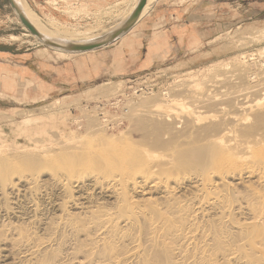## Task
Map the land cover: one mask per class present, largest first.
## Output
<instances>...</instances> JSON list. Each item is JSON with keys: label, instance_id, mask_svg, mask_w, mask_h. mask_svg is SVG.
Listing matches in <instances>:
<instances>
[{"label": "bare ground", "instance_id": "bare-ground-1", "mask_svg": "<svg viewBox=\"0 0 264 264\" xmlns=\"http://www.w3.org/2000/svg\"><path fill=\"white\" fill-rule=\"evenodd\" d=\"M16 1L41 33L52 34L25 0ZM245 61L207 79V88L195 76L194 87L205 85L194 91L187 83L191 94L167 91L155 103L146 99L147 107L136 104L138 140L98 135L96 113L86 126L102 142L67 139L39 124L24 129L22 120L15 135L34 144L10 147L0 130V264H264V60H253L255 69ZM43 108L23 119L69 118L57 115L62 107ZM56 136L53 146L41 144Z\"/></svg>", "mask_w": 264, "mask_h": 264}, {"label": "rangeland", "instance_id": "rangeland-1", "mask_svg": "<svg viewBox=\"0 0 264 264\" xmlns=\"http://www.w3.org/2000/svg\"><path fill=\"white\" fill-rule=\"evenodd\" d=\"M25 1L31 8L35 17L40 19L39 21L41 22L42 26L51 31L52 34H59L61 37L66 39L79 40V38L82 37V33L89 32L90 35H94L102 31L107 32L108 30L112 29V27L115 28L117 25L119 26L120 23H122V21L125 19L124 17L127 14L130 6H133L134 2L137 0ZM155 3L157 4V0L150 6L149 9L145 11L146 13L141 18L144 23L140 24L137 29L133 28L130 31L131 35H128V33L123 37V39L120 40H123V42L126 44V42L129 40L128 38H134L137 36V34H142L140 30H143V27L145 26L146 28L148 27L147 30L151 31H144V35L148 36L155 28L162 26L163 30L171 27L170 25L173 21L175 24H186L189 22L198 23L201 39L195 41V43L192 45V48H187V46H184V49H182V52H180L181 54H177L172 58H163L158 64L147 67L144 65L120 66L119 70L121 72H119L120 74L116 76L111 77L110 75H102L100 77L94 78L93 80H83L80 81V83L75 82V84H66L68 78L63 76L62 69L58 71L57 74H54L52 72L54 68L58 70V68L65 66V63H70L73 61L79 62L81 59L82 61L95 62L96 56H99V50L101 51L102 49L100 48L94 51H86L83 53H65L61 50H57L43 43L25 27L9 0H0V49H5L11 53H14L18 62H26V60L28 62H31L32 60L39 61L38 65L41 78L40 83L34 82L33 86L32 82L24 80V82L20 84L21 90H19L23 96L17 97L13 95L18 91L14 79L11 77H8V84L6 88L3 86L4 90L2 93H0V130L4 132V139H7V143L10 144V147H16L17 143H21L23 145L34 144L33 141H30L25 136L15 135L17 130L20 129L19 121L22 120L25 124L24 129L27 127H29L28 130L37 129L38 124L44 127L49 126L48 129L50 131L52 129L51 132H53V130L56 131L53 133H56L57 135L59 134V130H63L66 136L65 138L69 136L68 138H76L74 140L87 142L90 139L87 140L86 137H95V135L98 134H95L96 131L94 134L92 133L93 135L89 133L91 130L89 126L91 125L93 119L97 121V119L100 117L99 122H106H104L105 130L103 127V122L102 124H99L98 122V124L96 123L102 127L97 125L95 126L94 123L96 121H93V128L90 126L92 130H97L98 128L103 129V132L101 130L99 131V129L97 130V132H100L98 135L106 133L104 134L105 137L108 134L109 139L111 140L110 136H113L112 139L114 140L117 135L119 136L122 133L121 135L124 137L119 136L121 138H119V140H131V138L132 140H138V115L135 116L134 112L131 110H136L140 105L139 103L146 104L147 101L152 103L154 102L151 101L153 100V97L154 100L158 98L161 99L164 96L163 94V96L161 95L162 92L166 93L169 91L167 92L168 94L170 93L175 96H178L180 93V96H183L181 92H183L184 95H186V93L188 95V93H193L192 90L194 88V91L198 88H201V86L203 88L205 84H201L199 87H194V82H191L194 80H191V77L194 79L193 77L197 76V79L195 78L196 82H199L201 80L200 78L203 77V80L200 82H205L206 80L207 83H205L207 85H205V87L207 88L211 84V82L208 81L211 79V77L214 79L219 75L218 73H220L219 76H222V74H227L228 71L230 73L245 60V62H247V64L254 69L257 67L256 64L258 61L263 62L264 52L262 51H264V49L262 48H264V0H171L169 2L167 1V4L160 7L159 9L165 10L164 12L170 13V15L173 11H177L175 12L177 16L175 19L169 22L170 18H164L163 13L161 12V17L163 16L164 18L162 21L163 25L159 23V19H161L158 15L159 11H155L154 15H148L152 7L156 5ZM66 32L69 35H67ZM249 52L250 54H248ZM253 53L255 54V57H253L254 55H251ZM259 54H262L263 57L259 56ZM120 55H123V53ZM242 55H245V57ZM251 56L254 62H257L256 64L250 58ZM9 58L11 57L9 56ZM242 58H244V61H242ZM256 59H258V61ZM230 63H232L231 66ZM78 67L80 68L79 65L77 68ZM226 67L229 69L228 71ZM190 82L192 84H190ZM187 83L191 85L192 90ZM50 84H53L54 86L58 85L60 89H54V86H50ZM109 88L111 89L109 90ZM184 89L190 91L187 92ZM35 92L38 94L35 95ZM31 94H34L35 97H32ZM72 101H74V103L70 104ZM62 103H66L68 106L66 104H63L62 106ZM133 103L135 105H133ZM151 103L148 102L150 105ZM50 104H54V108L53 105L50 106ZM136 104L139 105L137 106ZM143 104L141 108L145 107L146 105L149 106L148 104L145 106ZM45 105H48L51 108H48V106L45 107ZM42 106L44 107L42 109V113L48 114L55 112V110L56 113H58L57 111H59L61 107H64V110L61 108L60 111L62 112L59 111L60 114L57 115L60 117L68 114L67 116L69 118H67L68 120L63 123L59 121H49L46 117L42 118L41 121L32 119L30 117H25V119H23V117L26 115L40 113L41 111L39 110H41L40 108H42ZM79 107L81 108L77 109ZM83 108L85 109V112L86 110L88 112L90 109L89 112L86 113V116L89 114L87 119L84 115L85 112L82 113ZM44 109H46L47 112H45ZM20 110L24 111L22 112L23 115L21 116H19L22 114ZM31 110L34 112L32 113ZM103 111L107 112L103 113ZM130 111L131 113L133 112L132 114L135 116L134 118H132L133 116ZM93 113H96L94 115L98 118H96ZM90 114L93 116L91 117ZM77 117L80 119H77ZM104 117L106 119H104ZM89 118H93L91 119L92 121ZM13 119L17 122L12 123L11 121ZM76 120L78 122H74ZM130 120L134 121L130 122ZM89 121L91 122L87 128L86 122L89 123ZM54 124L59 125V129L55 127L51 128L52 126L50 125ZM85 129H87V131ZM88 129H90L89 132ZM127 131H129V133H127ZM124 132H126L125 135L128 134L130 136L129 139H127L128 136L124 135ZM98 135L96 137L99 140L100 136L98 137ZM77 137L80 138L78 139ZM93 137H90V141L94 139ZM105 137H103L104 140H106ZM57 138L59 139L58 136L54 138L45 137V143L41 144L44 146L45 144H47V146H53V142L50 141V139L56 140ZM65 138H63V140H65ZM81 138H84L85 140ZM103 138L101 136L99 141H101V139L103 140ZM96 143L99 142L96 141ZM6 153H9V151ZM1 258L0 260H2Z\"/></svg>", "mask_w": 264, "mask_h": 264}, {"label": "crops", "instance_id": "crops-1", "mask_svg": "<svg viewBox=\"0 0 264 264\" xmlns=\"http://www.w3.org/2000/svg\"><path fill=\"white\" fill-rule=\"evenodd\" d=\"M167 1L169 2L171 0H157V4L155 3L156 5L152 7L148 14L154 15L155 11H159L158 15L161 18L159 19V23H161V25H163L162 21L164 18H170L169 22H171L177 16L175 13L177 11H173L170 15V13L164 12L165 10L159 9L165 6ZM161 12L164 18L163 16L161 17ZM138 23L139 24H137L134 29H137L144 21L140 20ZM172 23L170 25L171 27L163 30L162 26L155 29L152 28L153 32L148 36L144 35V31L146 32L148 29V27L146 28L145 26L143 30H140L142 34H137L134 38H128L129 40L126 44L123 40H118L110 46L101 48L102 50H99V56H96V60L94 59L95 62L82 61L81 59L79 62L73 61L65 63V66L58 68V70L54 68V70L52 69L53 71H51L57 74L58 71L62 69L63 76L68 78L66 84H75V82L80 83V81L83 80H93L102 75H110L113 77L120 74V66H152L158 64L163 58H172L177 54H181L180 52H182L184 46L192 48L195 41L201 39L198 23L189 22L186 24H175L174 21ZM147 31L151 32L150 30ZM130 33L131 32H129L128 35H131ZM121 53H123V55H120ZM9 56L11 58H9ZM15 56L14 53L5 49H0V93L4 90L3 86L6 88L8 77H11L14 79L18 91L13 95L18 97L23 96L19 90H21L20 84H22L24 80L32 82L33 86L34 82L40 83L41 78L38 65L39 61L32 60L28 62L26 60V62H18ZM78 65L80 68H77ZM51 85L54 86L53 84H50V86ZM53 88L60 89L58 85H55ZM37 92H35V95L38 94ZM31 96L35 97L34 94H31Z\"/></svg>", "mask_w": 264, "mask_h": 264}, {"label": "water", "instance_id": "water-1", "mask_svg": "<svg viewBox=\"0 0 264 264\" xmlns=\"http://www.w3.org/2000/svg\"><path fill=\"white\" fill-rule=\"evenodd\" d=\"M16 14L25 27L43 43L57 49L71 53H83L109 46L127 35L141 20V14L147 6L148 0H140L131 16L122 24L110 29L98 38L90 40H71L63 37L55 38L52 34L47 36L41 33L36 26L29 20L23 8L16 0H9Z\"/></svg>", "mask_w": 264, "mask_h": 264}]
</instances>
